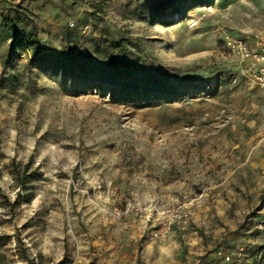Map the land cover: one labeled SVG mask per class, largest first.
Returning <instances> with one entry per match:
<instances>
[{
  "label": "rangeland",
  "instance_id": "obj_1",
  "mask_svg": "<svg viewBox=\"0 0 264 264\" xmlns=\"http://www.w3.org/2000/svg\"><path fill=\"white\" fill-rule=\"evenodd\" d=\"M255 36L264 0H0V264H187L244 242L264 91L224 39ZM179 207L187 224L152 241L149 211Z\"/></svg>",
  "mask_w": 264,
  "mask_h": 264
},
{
  "label": "built area",
  "instance_id": "obj_2",
  "mask_svg": "<svg viewBox=\"0 0 264 264\" xmlns=\"http://www.w3.org/2000/svg\"><path fill=\"white\" fill-rule=\"evenodd\" d=\"M224 45L237 58L246 79L256 88L264 91V39L256 36L252 39L227 37L224 39ZM126 213L127 211L124 212ZM149 213L151 215L145 217L142 225L148 226L149 236L156 243L165 242L175 227L186 225L192 216L190 210L183 207L162 212L153 209ZM247 235L244 242L232 247L218 246L215 251L216 259L210 264H264L263 209Z\"/></svg>",
  "mask_w": 264,
  "mask_h": 264
},
{
  "label": "crops",
  "instance_id": "obj_3",
  "mask_svg": "<svg viewBox=\"0 0 264 264\" xmlns=\"http://www.w3.org/2000/svg\"><path fill=\"white\" fill-rule=\"evenodd\" d=\"M216 248L210 249L207 253L204 252L202 254H196V255L194 253L192 257L188 258L187 264H199L200 260H201L202 264H210V263L214 262L216 259V254H215ZM199 257H203V258H201L199 260Z\"/></svg>",
  "mask_w": 264,
  "mask_h": 264
}]
</instances>
